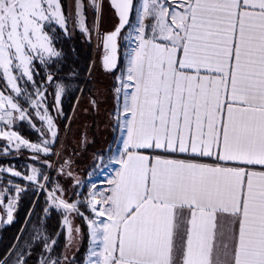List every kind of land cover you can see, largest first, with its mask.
<instances>
[{"label":"snow or ice","instance_id":"1","mask_svg":"<svg viewBox=\"0 0 264 264\" xmlns=\"http://www.w3.org/2000/svg\"><path fill=\"white\" fill-rule=\"evenodd\" d=\"M24 198L0 264H264V0H0V223Z\"/></svg>","mask_w":264,"mask_h":264},{"label":"trees","instance_id":"2","mask_svg":"<svg viewBox=\"0 0 264 264\" xmlns=\"http://www.w3.org/2000/svg\"><path fill=\"white\" fill-rule=\"evenodd\" d=\"M56 47L58 48V50L60 48H62L64 53L67 54V56H68V63L70 65H73V62H74V66H77L78 68L86 67L90 63L91 57L94 56V52H93L92 48L88 47L84 43V41L81 39L78 32L75 36H73L70 39H65L63 37V34L61 33L59 42L56 44ZM73 48H75V52L72 51ZM81 86L83 87V85H81ZM74 103H75V101H69L65 105V109H66V111H68L70 116L72 115L71 107ZM97 119H99V117L94 116V117H91L90 123L89 122L83 123V124H87V125L91 124V127H89V129H90L89 135L92 138V140H95V142L99 141V136H98L99 131H98V125H97L98 120ZM65 123H67V122H65ZM71 126L73 128L74 122L71 124ZM80 129H81V126L75 131V136L79 135ZM21 134L24 135V137L29 139V140L34 141L36 138L35 135H28L27 129L23 130V132ZM91 145L92 146L90 148H88L87 153H91L93 151V144H91ZM73 147L74 146H72V148ZM84 156H85V154H83V157L81 156L80 159H83ZM23 160H24L23 158H18V159L13 160V164L17 165L18 170H21V171L23 170L22 168H19V164L22 163ZM29 201H30V198H24L23 201L21 202L20 207L13 214L14 215V222L10 225L9 224L5 225L2 228V230L0 232V251H3L5 246L12 243L13 237L17 234L18 230L22 227L23 222L25 220V216H26L28 209L30 207ZM0 212L3 214V217H4L5 213L1 210H0ZM57 222H58L57 218L53 217L51 219V221H49V227L50 228L55 227ZM86 243H87V241H85V244Z\"/></svg>","mask_w":264,"mask_h":264},{"label":"rangeland","instance_id":"3","mask_svg":"<svg viewBox=\"0 0 264 264\" xmlns=\"http://www.w3.org/2000/svg\"><path fill=\"white\" fill-rule=\"evenodd\" d=\"M106 83L107 82H105V81H103V80H100V82H99V86H101V87H103V86H106ZM84 87V86H83ZM95 115H94V113H88V112H83V111H81V112H79V115H78V117L75 119V121H74V126H73V128H72V126H71V132L68 134V137H67V141H68V149H69V152L71 153V151H72V149L73 148H76L77 147V143H76V141H77V139L80 137V134H81V129L79 130L80 132H79V135H77V136H75V131L84 123V122H89L90 123V121H91V117H94ZM98 120V123H97V125H98V131H99V134H98V136H99V141H97V142H95V144H93V150L94 149H99V148H101V147H104V145H105V142H106V140H107V138H108V133H107V131L105 130V128H104V126H103V124L101 123V120H102V117H99V119H97ZM88 126L89 127H91V124H88ZM89 133H90V129L88 128V135H89ZM71 134V135H70ZM70 136V137H69ZM89 140L91 141L92 140V138L90 137V135H89ZM72 146H74L73 148H72ZM92 145L90 144L89 145V148L91 147ZM83 154H85V156H84V158L83 159H80V157L82 156L83 157ZM83 154L81 155V156H79L78 158L80 159V163H81V166H82V168L83 167H86L87 166V163H88V155L90 154V153H87V152H83ZM20 158H23L24 159V157H20ZM24 161V160H23ZM23 163V162H22ZM21 164V163H20ZM23 171V170H22ZM101 181H103L102 179H101ZM100 181V182H101ZM0 210L1 211H3V205H0ZM4 212V211H3ZM5 213V212H4ZM5 215H6V213H5ZM5 225H7V224H3V226H2V228L5 226Z\"/></svg>","mask_w":264,"mask_h":264},{"label":"water","instance_id":"4","mask_svg":"<svg viewBox=\"0 0 264 264\" xmlns=\"http://www.w3.org/2000/svg\"><path fill=\"white\" fill-rule=\"evenodd\" d=\"M0 217H3V214L0 212ZM3 223H0V232L2 230Z\"/></svg>","mask_w":264,"mask_h":264},{"label":"crops","instance_id":"5","mask_svg":"<svg viewBox=\"0 0 264 264\" xmlns=\"http://www.w3.org/2000/svg\"><path fill=\"white\" fill-rule=\"evenodd\" d=\"M101 184L103 183V181L100 182ZM14 214V213H13Z\"/></svg>","mask_w":264,"mask_h":264}]
</instances>
